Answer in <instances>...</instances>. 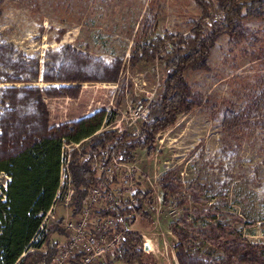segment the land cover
I'll use <instances>...</instances> for the list:
<instances>
[{
    "label": "rangeland",
    "instance_id": "rangeland-1",
    "mask_svg": "<svg viewBox=\"0 0 264 264\" xmlns=\"http://www.w3.org/2000/svg\"><path fill=\"white\" fill-rule=\"evenodd\" d=\"M201 14L194 0H0V159L91 117L120 132L137 102L160 95L166 74L159 62L132 60L135 50L165 32L187 34ZM238 25L214 39L204 68L183 73L202 104L156 135L153 154L132 153L151 223L129 213L125 223L149 240V263L221 264L217 242L236 237L264 249V115L239 117L264 89V17ZM8 180L0 174V195ZM72 193L62 177L49 227L64 230ZM45 235L34 239L42 251L53 246Z\"/></svg>",
    "mask_w": 264,
    "mask_h": 264
},
{
    "label": "trees",
    "instance_id": "trees-1",
    "mask_svg": "<svg viewBox=\"0 0 264 264\" xmlns=\"http://www.w3.org/2000/svg\"><path fill=\"white\" fill-rule=\"evenodd\" d=\"M194 1L202 14L198 20H193L194 25L187 34L165 32L162 36L157 35L140 45L132 56V60L146 64L159 62L166 70L162 92L155 100L149 101V114L138 135L119 134L111 129L99 131L102 118L91 117L78 122L65 136L42 137L15 154L0 159V174L9 177L0 195V264H49L54 244L42 251L40 241L33 240L43 215L57 196L63 139L75 143L88 141L84 151L74 148L70 155L72 212L75 215L88 188L99 181L90 166L91 158L81 160L82 155L95 153L99 147L118 136L124 140L125 161L133 162L132 153L137 149H146L149 155L153 154L156 135L173 126L179 113L202 104V96L192 92L186 83L184 71L191 67L204 68L214 39L223 32L237 31L239 19L244 16L264 17V0H215V13L212 12L213 3L210 0ZM252 113L264 115V89L247 104L239 117L246 118ZM137 195V206L100 213L123 217L124 222L129 213L143 222L151 223L150 216L142 207L144 200L150 202V192L138 191ZM61 233L64 230L60 224H52L45 236L47 245L51 236ZM217 246L223 255L221 264H264L263 247L245 239L236 237L225 242L218 241ZM150 255V251L144 248L142 235L127 230L114 260L125 264H153L144 259Z\"/></svg>",
    "mask_w": 264,
    "mask_h": 264
},
{
    "label": "built area",
    "instance_id": "built-area-1",
    "mask_svg": "<svg viewBox=\"0 0 264 264\" xmlns=\"http://www.w3.org/2000/svg\"><path fill=\"white\" fill-rule=\"evenodd\" d=\"M148 114L149 101L137 102L125 116V128L118 130L120 132L117 133H129L126 128L141 126L147 120ZM117 127V125L101 126L99 131L107 129L116 131ZM123 143V138L118 136L108 141L103 147H99L95 153L87 152L82 155L81 160L91 158L90 166L99 181L88 188L79 211L65 221L64 233L54 245V253L49 264H106L118 251L124 232L131 230L123 217L100 213L126 206H137L139 203L138 186L133 169L123 158ZM79 144L80 142L62 140L60 185L62 177H66L71 184L70 150L78 148ZM52 207L43 215L34 239H40L39 235L44 236L48 233L50 225L48 214ZM128 215L131 216V214ZM142 238L145 236L142 235ZM143 243L147 244L150 250L149 240L143 239Z\"/></svg>",
    "mask_w": 264,
    "mask_h": 264
},
{
    "label": "crops",
    "instance_id": "crops-1",
    "mask_svg": "<svg viewBox=\"0 0 264 264\" xmlns=\"http://www.w3.org/2000/svg\"><path fill=\"white\" fill-rule=\"evenodd\" d=\"M62 235H63V233L54 234L52 236V242L51 243L55 245V243L62 238ZM113 264H121V263H120V261H115V262H113Z\"/></svg>",
    "mask_w": 264,
    "mask_h": 264
},
{
    "label": "water",
    "instance_id": "water-1",
    "mask_svg": "<svg viewBox=\"0 0 264 264\" xmlns=\"http://www.w3.org/2000/svg\"><path fill=\"white\" fill-rule=\"evenodd\" d=\"M145 250H149V246L147 244H144Z\"/></svg>",
    "mask_w": 264,
    "mask_h": 264
}]
</instances>
